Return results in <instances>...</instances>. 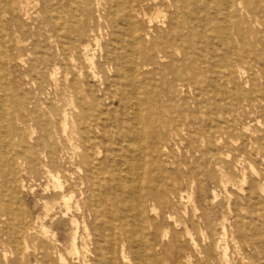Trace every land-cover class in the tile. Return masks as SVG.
I'll use <instances>...</instances> for the list:
<instances>
[{
  "label": "bare ground",
  "instance_id": "bare-ground-1",
  "mask_svg": "<svg viewBox=\"0 0 264 264\" xmlns=\"http://www.w3.org/2000/svg\"><path fill=\"white\" fill-rule=\"evenodd\" d=\"M91 22L93 27L80 37L76 28L89 27ZM4 23L17 32L34 27L40 34L34 43L46 46L52 54L46 66L36 52L28 61L25 55L18 57V63H26L28 75L36 77L32 81L38 89L30 98L10 93V84L7 95L2 94L1 81L8 76L9 60L0 55V206L6 221L0 230V247H23L13 264H74L72 259L79 254L78 217L83 218L84 263L117 264L116 253L91 230L100 224L106 206L103 196L116 212L106 226L120 248L122 263L264 264L261 197L257 199L261 205L236 203L235 212L229 204L227 210L236 220L228 225L226 219L218 222L215 209L204 213L194 195L183 193L179 199L173 192L171 196L156 195L164 205L147 206L141 194L146 186V194L154 195L147 137H179L187 126L186 122L176 129L165 126L159 133L148 127L151 121L146 122L144 116L150 114V108L164 107L149 94L158 81L171 82L174 93L180 88L195 97L198 92L206 95V109L217 105L215 95L222 100L229 97L225 108L216 106L207 113L194 99L190 113L195 120L189 124L194 130L203 129L209 145L241 141L240 154L261 150L264 130L252 132L243 121L250 119L253 109L264 118V0H0V25ZM0 39L5 44L4 37ZM114 43L119 55L106 48ZM219 45L226 47L219 64L224 72L207 56L210 48ZM20 46L26 43L17 40L14 47ZM96 82L111 97L119 92L131 116L128 136L114 143V151L119 153L115 157H109L107 148L101 150L92 106L83 94V86ZM235 114L242 119L239 129ZM202 116L209 126L203 124ZM179 152L163 144L152 151L159 153L160 165L166 168L180 166L173 159ZM182 153L198 157V162L218 157L211 146ZM10 154L24 159L19 161ZM16 161L21 167L26 161L28 174L42 171L52 188L53 201L44 202L35 220L22 218L11 208ZM229 176L224 174L220 183L226 185ZM245 176L243 172V183ZM33 178L37 181L35 174ZM263 182H258L262 194ZM86 191L94 193L91 205L85 203ZM218 199L214 191L211 204ZM176 201L180 205H173ZM247 215L251 217L246 219ZM256 249H261V257L244 254Z\"/></svg>",
  "mask_w": 264,
  "mask_h": 264
},
{
  "label": "rangeland",
  "instance_id": "rangeland-1",
  "mask_svg": "<svg viewBox=\"0 0 264 264\" xmlns=\"http://www.w3.org/2000/svg\"><path fill=\"white\" fill-rule=\"evenodd\" d=\"M90 25L91 26L89 27L79 26L76 28L80 37H83V32L85 29L87 30L88 28L93 27V22H91ZM0 34V37L3 36L5 40L4 44L0 39V55L9 60L7 71L8 76H6V78L1 81V83L3 82L5 88L4 91H2V94L7 95V88L10 84L12 89L10 93L20 92L30 98L38 89L37 84L32 81L36 77H32L31 75L29 76L28 69L25 65L26 63H18L17 59L18 57L24 58L26 56L24 60L28 61L30 58H32V53L36 52L44 58L43 63L44 66H46L47 63L52 60L51 50H48L46 46L38 47L34 43L35 39H40V34L34 29V27H32L31 30L17 32L11 24L4 23L3 25H0ZM17 40L23 41V43H26V46L15 48L14 44ZM121 40L124 41V38H121ZM115 46L116 44L114 43V45H108L106 48L109 51H115V53L119 55L120 52L117 50V46L116 48ZM225 50L226 47L224 45H219L217 47L210 48L207 54L209 59L218 65V68L221 67L219 64H221L224 60ZM111 58H113V56H111ZM98 61L102 64L104 63L103 59H97V62ZM123 64L125 65V60H123ZM220 70L224 72L222 68H220ZM211 78L214 79V76H211ZM120 79L124 82L123 77ZM147 80L148 77L144 79V81ZM38 81L41 82V80ZM32 83L35 87L32 85ZM205 84L206 83L203 81L204 86ZM172 88L173 84L171 82L161 83L158 81L156 88L149 91L151 98L159 104L164 105V107H157L153 105L151 107L152 109L150 108V114L144 116L145 121H151L148 127L151 129V131H153L152 133H159L162 130L165 131V126L176 129L183 122H186L187 126L186 128L183 127L184 131H182V133L179 132V137H175L174 134L167 136L163 134L160 139H158V137L153 139L152 136L147 137L145 146L147 149V162L150 163L148 169L152 170L153 173L151 189L154 192V195H147L146 186H144L141 194H143L144 200L146 201L145 205H164V200L162 197L157 198L156 195L160 196L165 194L167 196H171L173 192L177 199H179L183 193L186 195H194L197 205H200L204 213L209 214L215 209L217 212L216 219L218 222L226 219V224L229 225L234 223L236 220L234 214L232 212H228L227 210L229 204H231L230 206L233 212H235L236 203L238 205H261L260 202H258L259 204L257 203V199L260 197L264 199V194L261 193V190L258 186V182H260L262 179L264 180V143L261 146V150L258 152H256V150H250V155H243L239 153L238 149L240 147L241 141L236 142L222 140L216 146L209 145V141L205 138L204 133H201L203 129L198 128L197 130H194V128H192V126L189 124L190 121L195 120L194 116L190 113L193 106L192 103L195 99L200 105V108L202 107L207 113L209 110L214 112L216 106L219 108H225L227 106V102H230L231 99H229V97H225L222 100L220 96L215 95L218 100L216 102L217 105L206 109V102L204 99L206 95H200V92H198L199 96L196 95L195 97L188 89L180 90V88L178 89L179 92L174 93ZM82 89L84 96L92 106V120L99 128V146L101 150L107 148L109 151V157L111 155L114 157L118 156L119 153L114 151L116 148V144L114 143L120 142L128 136V131L131 128L132 123L131 116L128 109L126 108L124 100L122 99L119 92L113 93L114 96L111 97L110 93L105 91L104 86L98 82L92 84V86L85 85ZM234 117L238 121L237 124H239V129L242 119L236 114ZM202 119V122L206 127L210 125L205 116ZM220 120L223 122V119ZM243 123H246L247 127L252 132L254 130H264L262 126V124H264V118L261 117L260 113L254 109L252 110L250 119L243 121ZM145 130L147 133L149 132L146 128ZM208 131L210 133L212 132L213 134L212 129L209 128ZM161 144L171 147L175 152L180 151L179 153H175L173 158L175 162L180 164V166L174 165L168 166L166 168L165 166L160 165L159 153L153 154L152 151L153 149L160 147ZM208 146L216 149L215 154L218 156L217 158L208 157L206 162H198V157L190 158L188 154L185 153L183 155L182 153V151L186 152L187 150L194 153L197 148L206 150ZM10 156L19 161L24 159L21 157L20 160L18 159L19 156L16 158L12 154H10ZM217 164L218 166H216ZM25 166L26 161L23 167L17 164L16 161L15 168L17 174L13 183L14 189L10 196L12 197L11 200L13 201L11 208L19 213L22 218H27L28 216L32 220H35L40 214L41 207L44 202L53 201L50 196L52 188L48 187V182L45 179L42 171L39 170V172L36 171L34 173L37 176L36 181L33 178L34 174L26 173ZM186 166L189 168L187 169ZM191 169L195 170L196 173L191 174ZM243 172L246 174V183H243L242 181ZM226 173L230 176L228 177L229 182L224 185L220 183V180L221 177ZM258 174H260V176ZM135 178H137V176H135ZM230 178L234 181L230 182ZM123 180L127 186L128 183L126 182V179L123 178ZM192 182H194V184H192ZM214 191L219 195V199L217 203L211 204ZM111 193L114 194L112 191ZM119 194L121 196L122 193H120V191H116V195ZM93 196V192L86 191V205H91V201L95 200ZM251 197H253L255 202H252L253 199L249 201ZM102 200V205H106L107 207L105 206L100 214V224L97 227H93L91 230L93 233L97 234L99 239L102 240L103 238L107 247L116 253L117 264H126L121 262V258L119 257L120 248L115 245L112 236L113 233L110 232L106 226L112 215L116 217V212L112 209L111 205L106 204L107 200L105 196L102 197ZM173 205L180 204L176 201ZM110 209L112 212L109 211ZM1 216L2 207L0 206V230H3L6 221L3 220ZM88 217L89 216L87 215V220ZM250 217L251 215H247L246 219ZM78 221L79 254L72 259V262H74V264H85L80 242V239H82V236L84 235L83 218L78 217ZM65 227L66 229L69 228L67 224H65ZM60 239L61 241H64L65 235L62 234ZM5 251L7 252L8 259L5 258ZM125 251L126 255L131 258L129 250L126 248ZM234 251L235 250L233 249V246H231L229 253L232 255ZM260 251L261 249H256L253 252L245 250L244 254L249 256L254 253V256H257L260 254ZM22 252L23 247L21 245L9 244L5 247H0V264H13L18 259L19 253ZM258 257H261V254ZM127 264H130L129 261H127Z\"/></svg>",
  "mask_w": 264,
  "mask_h": 264
}]
</instances>
